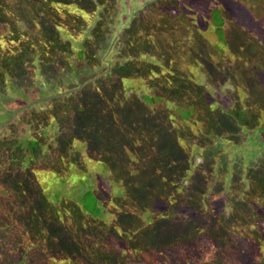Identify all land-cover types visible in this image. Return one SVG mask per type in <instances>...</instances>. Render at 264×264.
<instances>
[{
	"label": "trees",
	"instance_id": "obj_1",
	"mask_svg": "<svg viewBox=\"0 0 264 264\" xmlns=\"http://www.w3.org/2000/svg\"><path fill=\"white\" fill-rule=\"evenodd\" d=\"M71 1L23 0V4L31 7L33 15L37 11L38 3L48 5L51 13H54L51 14L50 20L36 26L35 32L29 36L30 40L25 42L26 49L21 55L19 54L25 60L28 58L25 56L26 52L34 51L37 55H42L38 65L40 72L48 68L47 71L51 69L56 73V68L49 60L56 61L59 51L67 47L69 49L71 46L60 37L58 26L67 27L63 21L79 18L81 20L79 24L83 29L88 28L90 31L88 33L90 40L87 37L82 43H78L79 51L74 58V62L77 63L65 61L73 66L74 70L87 67L95 57V50L93 57L90 51L84 53L83 44H92L91 38L94 37L93 45H96L99 38L103 39L102 35L101 37L98 35L108 30L106 21L103 19L107 16V3L104 0L87 2L76 0L79 6L75 5L74 9L79 10L78 14L66 8L70 6ZM96 1H100L99 6H101L98 13L96 11L95 13L93 9L94 5L99 8L95 4ZM230 2H220V5L216 6L223 5L224 10L227 11ZM57 6L58 8L61 6L58 11L55 9ZM5 13L6 11L0 6V16ZM83 14L92 21L91 26L83 20L81 17ZM221 21L217 25L213 20L214 28L210 29L215 36H218V33L221 34V39L217 38V40L222 46L219 44L214 52L218 55L227 48L231 54L238 56V45L232 48V43L231 46L227 44L223 16ZM33 28L34 24L29 25L25 30ZM12 31L10 38L14 40L20 34V27L12 25ZM245 34L248 38L240 45L249 47L253 40L249 34ZM207 43L208 41L205 42L206 45ZM10 47V53L14 54L16 47ZM63 57L67 60L64 53ZM235 60L237 59L232 61ZM7 61L5 58L4 64L0 63V87L2 88L9 86L5 84L7 73L17 75L16 65H13V71H9L7 66L10 63ZM100 62L98 60L96 63ZM124 64L120 66L125 68ZM146 66L148 73L153 72L154 62H148ZM60 68L57 66V69ZM101 68L104 69V67ZM129 71L127 70V74H122V79L130 75ZM185 72L189 73V71ZM57 76L52 80L66 82L64 76H68V72ZM150 76L149 79L152 80L154 76L152 74ZM164 80L165 83L159 80L153 83L149 81L152 93L144 87L142 91L128 95L126 92L129 90H122L123 88L109 90L107 88V84L110 83L109 76L106 77L101 73L95 80L94 88L88 85V90L86 86L81 91H76L72 97L73 90L67 93L70 106L65 102L64 108H61L59 103L55 104V108L51 110L48 106L45 107L46 109H36L31 107L29 102L23 101L20 103H24L23 105L11 109L9 100H13V97L2 96L0 99V240L2 241L0 254L2 262L0 264H4L3 261L7 257L17 259L16 264H23L31 259L28 257L27 250L30 245H26L24 241L32 244V247L38 246V253L46 255L45 259L40 256V260L46 261V264H213L212 260L221 264V252H218L220 250L209 254L206 248L200 245L204 237L210 242L208 245L210 249L222 246L227 251L233 248L232 245H240V241L247 237V245L241 249L242 257L239 264H254L253 259H258V262L264 260V237L258 227L252 229L247 227L246 229L250 230L245 231L244 223L238 217L236 206L233 205L237 201L229 205L221 204L219 201L210 207L209 199L204 203L199 197L202 185H196V183L193 185V178L185 176L184 171L187 170V173L191 168L188 161L191 150L190 146H187L190 141L187 137L188 133L186 137H181L177 127H174L170 135L167 134L168 138L170 136L173 138L172 145H168L165 141L167 138H160L158 123L146 124L151 118H147L143 125L138 124V121L142 116L141 109H152L155 117L156 104L170 99L172 102H177L175 106L177 109L167 111L175 113L174 117L183 123L185 118L181 116V112L190 107L195 110L194 107L200 105L196 107V111L202 124L196 132L199 137L205 138L206 141L202 142L208 143V140H212L208 134L213 137L223 134V138L237 144L241 136L240 131L250 134L249 140L255 142L260 138L262 141L264 134L260 133L264 132L260 124L254 122L252 127L245 125L235 118L232 111L230 114L234 116L232 119L234 122H227L224 113L218 116L215 113L217 110L215 112L203 110L202 107L208 109L207 105L204 102L194 101L193 98H196V95L184 82H179L180 77L178 80L169 75ZM68 87H73V84L66 85L65 88ZM207 88L204 84L196 94L204 95ZM172 91H175V94ZM35 93L41 94L43 91L40 89ZM138 94L143 95L139 101L136 98ZM20 95L25 98L29 94ZM33 96L36 98L35 95ZM182 102L186 104L183 105ZM16 111L20 112L28 132L21 133L18 130L19 116L16 118ZM36 111H41L38 114L39 117L45 116L46 122L42 124L43 126L38 124L39 118H32L29 121L26 119L31 115L30 113ZM58 111H64L65 114H59ZM222 111L219 109V112ZM126 112L129 117L126 116ZM134 121L136 122L133 124ZM230 123L235 124L237 128L235 129ZM127 127H129L128 131ZM249 131L251 133H248ZM189 132L193 133V131ZM78 137L84 144L79 149L71 145V141ZM181 138L187 141L184 146L177 142ZM261 166L264 167V165ZM250 172L252 175L249 177L247 174L243 182L250 185L253 193L264 197V189L261 190L260 185L263 183L259 181L258 175L260 172L258 173L254 168H250ZM27 187L35 191L33 198L26 196ZM191 197H193L192 200ZM127 201L131 204L130 208L127 206ZM174 202H176L175 209L178 204H181L186 209L187 215H193L194 223L189 224L186 231H180L176 226L167 228L163 226L164 221H168L169 215L173 214ZM219 204L222 205L220 208ZM209 211L213 214L210 223L206 220L210 214ZM69 221H71L70 226H68ZM13 225L17 226L15 228L17 231H12ZM235 229L236 232H234ZM243 232H246L244 239L239 235ZM202 235L204 236L200 237ZM189 236L193 237V241H188ZM233 236L237 238L234 239ZM200 238L202 239L199 243ZM86 242H91L93 246L83 249L86 247ZM152 252L155 254L151 255ZM85 253H88L90 260L81 257ZM140 254L144 257L152 256V261L144 260Z\"/></svg>",
	"mask_w": 264,
	"mask_h": 264
},
{
	"label": "rangeland",
	"instance_id": "obj_2",
	"mask_svg": "<svg viewBox=\"0 0 264 264\" xmlns=\"http://www.w3.org/2000/svg\"><path fill=\"white\" fill-rule=\"evenodd\" d=\"M87 1L89 0H82V2ZM104 1L107 3V16L103 19L106 21L105 25L108 26V30L98 35L99 37L102 35L103 39L99 38L96 45H93L95 42L94 37L91 38L92 44H83L85 46V54L90 51L91 57H93L95 50L96 54L91 60V64L84 68H75L74 70L73 66L65 63V61H69L72 64H76L77 62H74V58L79 51L78 43H82L83 39L87 37L90 40L89 29H83L82 25L79 24V21H81L79 18L68 19L63 21L68 28L58 26V29L60 37L65 39L71 46L69 49L68 47L61 49L57 55L58 59L55 58L56 61L54 59L49 60L51 65L56 68V73H54L51 69L47 71L48 68L40 72L38 65L42 55H37L34 51L25 53V56H28L26 60L20 57L23 50L26 49L27 43L25 42L30 40L29 36L35 32L36 26L38 27L39 23L50 20L51 14L53 15L54 13H51L48 5L43 3L36 5L38 8L33 15V10L29 5L23 4V0H0V6L6 11L4 15L0 16V63L4 64L3 61L6 58L8 60L7 63H10L7 66L9 71L12 70L13 65L17 67L15 71L17 75L14 72V75L11 73L6 74L5 84L9 86L8 88L6 86L4 88L0 87V99L2 96L4 98L12 96L13 100H9L11 109L29 102L30 106L36 109H43L48 106L51 110L55 108V104L59 103L61 108H64L65 102L70 106V98L67 93L73 90L72 97L76 91H81L86 86L88 90V85L94 88L96 85L95 80L98 74L101 73L104 76L106 75V77L109 76L110 83L107 84L109 90L110 88L117 90L123 88L122 90H129L126 92L128 95H133L135 92L138 93L144 87L148 89L149 93H152L149 81L153 83L159 80L165 83L164 79L172 75L178 80L180 77L181 81L179 80V82H184L196 95L197 99L194 97V101L204 102L207 105L208 109L202 107L203 110L214 112L217 110L215 113L218 116L224 113L223 115L227 122H232L235 116L242 123L251 127L252 123H258L264 132V0H232L231 2L230 0ZM99 2L96 1L95 4L99 6ZM220 2H230L227 6V11L224 10L223 5L216 6L220 5ZM75 5L79 6L76 0H72L70 6L66 8L78 14L80 12L74 9ZM100 7L96 8L94 5V12L98 13ZM55 9L58 11L61 6L60 8L57 6ZM221 9L223 10L222 12ZM15 11L17 12L16 14ZM101 15L103 14L101 13ZM222 16L225 24L223 27L225 36L228 38L227 44L231 46L232 43V48L238 45V56L234 53L231 54V51L227 48L218 55L214 52V49L219 47V44L222 46L217 40V38L221 39V34L218 33V36H215L213 30L210 29L214 28L213 20L217 25L222 22ZM81 17L84 21H87L88 26L92 25V21L89 20L87 15L83 14ZM33 24V29L25 30L29 25L33 26ZM12 25L20 27V34L14 40L10 38L13 33V31L11 32ZM208 28L209 31H207ZM245 33L249 34L253 40L249 47L244 44L240 45L241 42L246 41L248 38H246ZM233 38L234 40H232ZM206 41H208L207 45L205 44ZM237 41L239 43H236ZM10 46L16 47V49L14 48V54L10 53ZM63 53L66 55L65 58L67 60L64 59ZM190 57L191 59H189ZM232 58H236L238 61H232ZM98 60L101 62L96 63ZM141 61L142 63L140 64ZM148 62H154L155 68H153L151 73H148L146 69ZM122 64H124L125 68L120 66ZM57 66L61 68L57 69ZM101 67H104V69ZM127 70H130V75L122 79V74H127ZM185 71H189V73ZM66 72H68V76H64L66 82L58 81V79L52 80L58 77V74L64 75ZM151 74L154 76L152 80L149 79ZM71 83L73 87L65 88L66 85L69 86ZM204 84L208 87L204 95L196 94L197 90L202 88ZM80 85L82 86L80 87ZM75 87L77 88L75 89ZM40 89L43 93L36 94L35 91L39 92ZM172 92L175 94V91ZM16 93L29 95L24 98ZM141 96L140 94L136 96L138 101ZM21 101L24 103L20 104ZM182 104L185 105L186 103L182 102ZM156 105L157 115L155 117V112L152 109L140 110L142 111V116L138 124L143 125L147 118H151L146 124L150 125V123H153L155 125L158 123V133H161L160 138H167L165 141H167L168 145H172L173 138L172 136L168 138L167 134L170 135V131L174 127H177L181 137H186L188 133L187 137L190 138V141L187 146H190L191 150L193 146L194 149L190 150V154H188L191 168L187 173V170L184 172L186 177L193 178V185L195 183L196 185H202L203 188L201 187L200 189L201 194H199V197L203 199L204 203L209 199L208 206L210 207L219 203V201L221 204L227 203L229 205L236 200V204L234 203L233 205L236 206L235 209L239 213L238 217L244 223L245 231L258 227L264 237V197L258 193H253L250 185L243 182L247 174L249 177L252 175L250 168H254L258 173L260 172L258 174L259 181L263 183L260 184L261 190L264 189V167L261 166L264 165V140L262 142L259 138L254 142L251 139L249 140L250 134L240 131L239 134L241 136L237 144H233L232 141L225 137L223 138V134H218L219 136L215 135L214 137L208 134V137L212 138V140H208V143L202 142L206 141L205 138L199 137L196 132L197 128H201L202 124L196 111V107L200 105L194 107L195 110L190 107L188 110L181 112V116L185 118L184 123L174 117L175 113L167 111L168 109L176 110L177 102H172L169 99L168 101H160ZM219 109L223 111L219 112ZM230 111L234 112V116L230 114ZM58 112L59 114H65L64 111ZM39 113L41 111L30 113L31 115L27 116L26 119L29 121L32 118H39L37 119L38 124L40 123V126H43L42 124L46 122L45 116L39 117ZM128 115L127 113L126 116L129 117ZM15 116L16 118L19 116L18 130L21 133L28 132L20 112L16 111ZM231 125L235 129L237 128L235 124ZM126 129L128 131L129 127ZM189 131H193L196 134H190ZM253 132L255 133L256 131ZM248 133L251 132L249 131ZM260 134L263 135L264 133L261 132ZM71 142V145L78 147V149L84 145L79 137ZM177 142L184 146L187 141L181 138ZM97 171L103 172L98 169ZM26 196L33 198L35 191L27 187ZM192 199L193 197H191ZM175 204L176 202L172 204L173 214L169 215V220L164 221L163 226L165 228L176 226L180 231H186L189 224L194 223L193 215H187L186 209L181 204H178L177 209H175ZM221 204H219V208L222 206ZM127 206L131 207L129 201H127ZM212 216L213 214L210 212L209 218H206L207 222L210 223L212 221ZM70 225L71 221L68 222V226ZM16 227L13 225L12 231H17ZM247 227L250 229H246ZM234 232H236V229ZM245 233L239 234L240 237L244 239ZM250 234L251 232L248 236ZM233 238L236 239L237 237L233 236ZM245 238L244 240L240 239V245H232L233 248L229 249V251L222 246L221 248L210 249L211 247L208 246L210 242L205 237L203 239L200 238L199 243L202 239V244L200 245L205 247L209 254L220 250L218 252H221V264H239L242 257L241 249L247 245L248 241L247 237ZM187 239L190 241L193 237L189 236ZM0 242L2 241L0 240ZM24 243L30 245L27 250L28 257H31V259L23 264H46V261L40 260V256L45 259L46 255L43 253L39 254L41 252L38 253V246L35 248L29 242L24 241ZM91 246H93L91 242H86V247L84 245L85 248L83 249L86 250ZM154 254L152 252L151 255ZM81 257L85 260H90L88 253ZM1 258L0 254V262H2ZM141 258L152 261V256L144 257L141 255ZM156 258L158 259V257ZM16 260L7 257L3 263L12 262L11 264H16ZM212 262L213 264H220L214 260ZM256 262H258V259H253L254 264H264V260Z\"/></svg>",
	"mask_w": 264,
	"mask_h": 264
},
{
	"label": "flooded vegetation",
	"instance_id": "obj_3",
	"mask_svg": "<svg viewBox=\"0 0 264 264\" xmlns=\"http://www.w3.org/2000/svg\"><path fill=\"white\" fill-rule=\"evenodd\" d=\"M263 142V141H262Z\"/></svg>",
	"mask_w": 264,
	"mask_h": 264
}]
</instances>
